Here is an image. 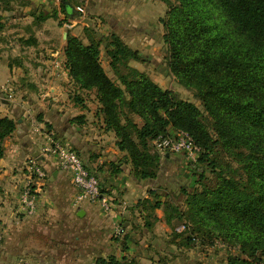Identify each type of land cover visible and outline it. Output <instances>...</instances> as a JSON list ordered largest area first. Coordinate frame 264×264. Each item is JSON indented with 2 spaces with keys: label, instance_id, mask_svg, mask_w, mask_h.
Returning a JSON list of instances; mask_svg holds the SVG:
<instances>
[{
  "label": "trees",
  "instance_id": "16d2710c",
  "mask_svg": "<svg viewBox=\"0 0 264 264\" xmlns=\"http://www.w3.org/2000/svg\"><path fill=\"white\" fill-rule=\"evenodd\" d=\"M166 5L168 12L160 23L169 70L181 86L195 90L202 109L131 69L128 64L141 57L115 34L95 39L84 26L88 41L84 44L67 33L65 69L76 91H94L99 106L96 116L105 131L114 133L115 145L126 153L136 179L155 178L156 168H151L158 157L149 154L147 143L164 138L169 129L186 132L201 151L197 162L215 172L213 186L201 185L204 175L200 174L196 183L201 189L182 192L183 211L156 196L155 202L141 201L145 228L154 226L155 212L161 210L179 247L200 250L219 239L238 248L239 255L229 256L227 264H263L264 0H173ZM61 9L67 21L75 18L73 9L64 4ZM39 18L46 20L50 15ZM103 42L116 80L99 64ZM120 67L128 73L121 74ZM74 100L81 102L76 94ZM131 114H137L142 124L134 122ZM14 128L13 120L0 118V140ZM221 155L240 164L244 180L226 173ZM119 173V169L112 171ZM175 223H181L183 231H177ZM124 232L123 228V247ZM97 264L135 263L119 262L110 255Z\"/></svg>",
  "mask_w": 264,
  "mask_h": 264
},
{
  "label": "crops",
  "instance_id": "0c3cea01",
  "mask_svg": "<svg viewBox=\"0 0 264 264\" xmlns=\"http://www.w3.org/2000/svg\"><path fill=\"white\" fill-rule=\"evenodd\" d=\"M89 2L92 14L97 10L99 15L107 7L137 0H87L86 6ZM125 13L132 17V8ZM16 32L11 30L18 37ZM57 34L64 41L53 50ZM64 34L67 36L63 27L48 19L22 29L15 42L20 47L18 57L11 62L0 60V118L15 123L14 131L0 140V264H17L15 258L21 256L24 264H96L98 258L110 255L119 262L127 259L135 264H156L158 256L162 259L159 264H196L188 257L196 253L195 248L179 247L168 237L172 227L161 210L155 212L154 225L163 234H156L155 226L150 230L144 227L140 202L156 201L150 194L156 189L154 183L132 175L126 153L115 145L114 133L105 131L102 119L96 116L99 106L94 91L79 92L72 86L65 69ZM75 94L81 102L74 100ZM50 140L75 151L87 170L97 174L104 194L112 201L109 211L98 203L75 204L70 177L58 169L56 157L44 151ZM29 159L40 161L46 180L36 183V212L27 217L19 211L18 195ZM114 169L120 173L113 175ZM119 225L125 229L124 247L104 239H110ZM62 242L73 243L72 249H61Z\"/></svg>",
  "mask_w": 264,
  "mask_h": 264
},
{
  "label": "rangeland",
  "instance_id": "374dc122",
  "mask_svg": "<svg viewBox=\"0 0 264 264\" xmlns=\"http://www.w3.org/2000/svg\"><path fill=\"white\" fill-rule=\"evenodd\" d=\"M65 1L70 3L75 13V18L71 20H79L81 22L71 29L66 27L68 24L61 9V5L63 4L61 0H0V60L11 62L10 59L18 57V54H20V47L18 43L15 42H18V39L20 40V31L25 28H33L34 25L46 22L47 19L40 20L39 17L40 15L47 14L50 15L48 20H50L52 24L63 27L66 33L77 35L84 44H87L88 41L84 37L83 24L86 25V28H88L95 39H98L99 36L107 37L111 34L117 35L124 44L134 52H137L141 57V61H131L129 63L131 66L128 64L131 69H135L144 74L160 88L170 90L175 93L178 98L191 102L202 109L200 101L195 98V90L181 86L168 67V51L167 46L162 40L164 29L160 20L165 18L168 12L166 3L172 2L173 0H137V2L132 4L123 3L124 6L122 5L117 8L107 7L101 10V14L99 15L95 14L98 12L97 10L92 14L93 8H88L90 2L86 6L87 0ZM131 8L133 16L128 17L125 12ZM89 11L91 13H89ZM119 14L120 18L116 23L118 25L115 27L113 23L117 21L116 17H119ZM82 17H84V19H81ZM111 18L113 20H110ZM102 28L107 29V31L103 32ZM12 29H17L15 35H18V37L11 34ZM103 33L105 34L103 35ZM56 41L57 43L55 47L52 48L53 50H58L64 40L61 41L60 35L57 34ZM99 49V64L102 70L110 79L116 80L109 66L110 59L105 52V42L102 43ZM22 55L26 56V54ZM119 70L123 75L128 73L126 68L120 67ZM116 83L118 85L117 81ZM2 88L3 87H0V90ZM120 88L124 89L123 86H120ZM87 98L91 104H94L96 101H94L90 95H87ZM126 99H128V97H126ZM124 111H126V108ZM129 116L138 125L142 124L143 120L137 114H131ZM168 131V133H170L169 136L174 132L171 129ZM147 149L149 154L158 157L157 160L153 162L151 168V170L156 168V175L154 179L142 181L153 182L156 189L150 192H152V194L156 193V197L165 196L173 205L177 206V208L182 211L185 210V196L182 193L183 191L192 192L195 189L200 190L201 185H206L208 187L214 185L215 172H212L206 165L199 164L198 162L189 164L186 162L183 154L169 152L167 148L164 149L160 147L156 140L153 142L149 141L147 143ZM220 161L222 167H228L226 173L229 176L231 175L235 179H245L244 170L239 163L226 155H221ZM200 174L204 175V179L199 186L196 181L199 180ZM104 191L106 192L105 189ZM180 224L181 223H175L174 227H178L177 231L181 232L183 229H180V227H182L179 226ZM156 227L157 225L155 228ZM155 233L163 234L161 229H158ZM168 237H171V235ZM104 239L108 240L107 242L113 241L115 243H121L122 241L121 236H111L110 239ZM0 243L2 242L0 241ZM65 246L66 248H64ZM72 247L73 243L71 246V244L67 242H62L61 249H72ZM189 254L190 256L188 255V257L192 260L194 259L196 264H227L228 257L239 255V252L237 247L227 245L226 242L218 239L215 240L212 245H204L200 250L197 249L196 253L192 252ZM21 257L15 258V260L18 261L17 264H24L25 259ZM105 258L108 259V256ZM157 258L156 264H159L162 259L160 256ZM100 259L102 258H98V260ZM20 260L22 262H20Z\"/></svg>",
  "mask_w": 264,
  "mask_h": 264
},
{
  "label": "built area",
  "instance_id": "2783aa9c",
  "mask_svg": "<svg viewBox=\"0 0 264 264\" xmlns=\"http://www.w3.org/2000/svg\"><path fill=\"white\" fill-rule=\"evenodd\" d=\"M81 19H84V17ZM79 22V20H68L66 27L71 29ZM83 25L86 26L85 24ZM169 134L156 140L159 146L164 149L167 148L172 153H181L187 163L195 164L201 151L190 136L183 131H174L171 136ZM49 144V149L44 151L52 153L57 159L58 169L70 177L72 187L75 190V204L98 203L104 211H109L111 209V200L102 192L103 186L100 179L86 169L80 156L75 151L69 150L52 140L49 141ZM26 167L28 174L18 195V207L23 215L30 217L36 212V183L45 181L46 173L38 159H29ZM180 229L182 230L183 227H180ZM122 235V226L116 227L113 236L119 237Z\"/></svg>",
  "mask_w": 264,
  "mask_h": 264
},
{
  "label": "water",
  "instance_id": "95a60500",
  "mask_svg": "<svg viewBox=\"0 0 264 264\" xmlns=\"http://www.w3.org/2000/svg\"><path fill=\"white\" fill-rule=\"evenodd\" d=\"M61 2H62L64 5H66V6L69 8V10H72V6L70 5L69 2H67V1H65V0H61ZM64 36L66 37V34H64Z\"/></svg>",
  "mask_w": 264,
  "mask_h": 264
}]
</instances>
